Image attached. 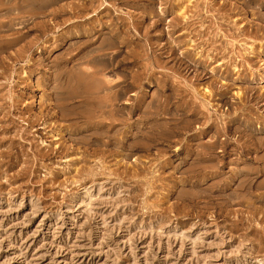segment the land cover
Wrapping results in <instances>:
<instances>
[{
  "label": "rangeland",
  "instance_id": "obj_1",
  "mask_svg": "<svg viewBox=\"0 0 264 264\" xmlns=\"http://www.w3.org/2000/svg\"><path fill=\"white\" fill-rule=\"evenodd\" d=\"M0 264H264V0H0Z\"/></svg>",
  "mask_w": 264,
  "mask_h": 264
},
{
  "label": "bare ground",
  "instance_id": "obj_2",
  "mask_svg": "<svg viewBox=\"0 0 264 264\" xmlns=\"http://www.w3.org/2000/svg\"><path fill=\"white\" fill-rule=\"evenodd\" d=\"M246 2V1H245ZM247 5V4H246ZM245 6V5H244ZM88 74V73H87ZM90 77V76H89ZM93 78H94V76H93ZM96 80H97V78H96ZM100 81V80H99ZM102 81V80H101ZM100 83V82H99ZM103 83V82H102ZM95 85V84H94ZM98 85H100V84H98ZM97 85V86H98ZM96 86V85H95ZM106 86V85H105ZM99 88V87H98ZM98 94V93H97Z\"/></svg>",
  "mask_w": 264,
  "mask_h": 264
}]
</instances>
